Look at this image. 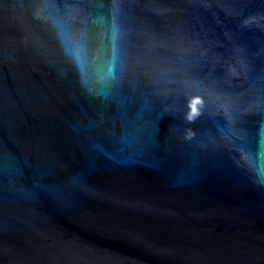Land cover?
<instances>
[{
  "label": "water",
  "instance_id": "obj_1",
  "mask_svg": "<svg viewBox=\"0 0 264 264\" xmlns=\"http://www.w3.org/2000/svg\"><path fill=\"white\" fill-rule=\"evenodd\" d=\"M0 264H264V0H0Z\"/></svg>",
  "mask_w": 264,
  "mask_h": 264
}]
</instances>
